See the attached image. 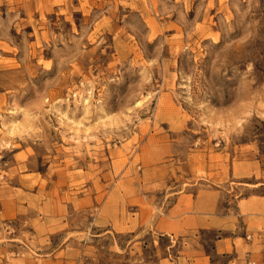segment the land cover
<instances>
[{
  "label": "rangeland",
  "instance_id": "374dc122",
  "mask_svg": "<svg viewBox=\"0 0 264 264\" xmlns=\"http://www.w3.org/2000/svg\"><path fill=\"white\" fill-rule=\"evenodd\" d=\"M264 0H0V264H264Z\"/></svg>",
  "mask_w": 264,
  "mask_h": 264
},
{
  "label": "built area",
  "instance_id": "2783aa9c",
  "mask_svg": "<svg viewBox=\"0 0 264 264\" xmlns=\"http://www.w3.org/2000/svg\"><path fill=\"white\" fill-rule=\"evenodd\" d=\"M246 239L248 241L257 240L264 243V224L262 225L261 229L254 235H247ZM250 264H252L250 262Z\"/></svg>",
  "mask_w": 264,
  "mask_h": 264
}]
</instances>
